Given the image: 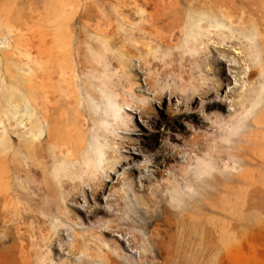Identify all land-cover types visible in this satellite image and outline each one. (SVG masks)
Instances as JSON below:
<instances>
[{
  "label": "rangeland",
  "instance_id": "obj_1",
  "mask_svg": "<svg viewBox=\"0 0 264 264\" xmlns=\"http://www.w3.org/2000/svg\"><path fill=\"white\" fill-rule=\"evenodd\" d=\"M0 264H264V0H0Z\"/></svg>",
  "mask_w": 264,
  "mask_h": 264
},
{
  "label": "bare ground",
  "instance_id": "obj_2",
  "mask_svg": "<svg viewBox=\"0 0 264 264\" xmlns=\"http://www.w3.org/2000/svg\"><path fill=\"white\" fill-rule=\"evenodd\" d=\"M195 20V19H194ZM197 21V20H196ZM217 163H218V161H217ZM224 169V168H223ZM217 173V172H216ZM218 174H220V173H218ZM192 176V175H191ZM220 176V175H219ZM186 177V176H185ZM216 177H218V176H216ZM223 177V176H222ZM191 178V177H190ZM220 178V177H219ZM218 178V179H219ZM198 179V178H197ZM211 179V178H210ZM210 179H209V181H210ZM218 179H216V180H218ZM213 180V179H212ZM220 181V180H219ZM225 181V179L223 180V182ZM188 182V181H187ZM192 182V181H191ZM203 182V181H202ZM222 182V183H223ZM189 183V182H188ZM220 184V183H219ZM193 185V184H192ZM175 188V187H174ZM223 188H225V186L223 185ZM219 189V188H218ZM223 191H224V189H222ZM222 192V191H221ZM178 193V192H177ZM220 193V192H219ZM171 195L172 194V191L171 190H168L167 192H166V195ZM220 194H222V193H220ZM223 194H224V192H223ZM222 194V196H221V198H220V200L223 202V203H225V195H223ZM168 195H167V197H168ZM176 196V195H175ZM187 197V196H186ZM169 198V197H168ZM155 200V199H154ZM153 200V201H154ZM206 200H207V198H206ZM191 201V200H190ZM188 202H189V200H188ZM200 202V201H199ZM171 204H174V202L173 203H171ZM169 205V204H168ZM193 206V205H192ZM191 206V207H192ZM171 210H176V207L175 206H173V205H171L170 207H169ZM154 213V212H153ZM186 214V213H185ZM186 215H188V214H186ZM190 216H191V214H189ZM206 218V217H205ZM208 220V219H207ZM184 221V220H183ZM182 221V222H183ZM185 223V222H184ZM188 227V226H187ZM190 231V230H189ZM188 233V232H187Z\"/></svg>",
  "mask_w": 264,
  "mask_h": 264
}]
</instances>
